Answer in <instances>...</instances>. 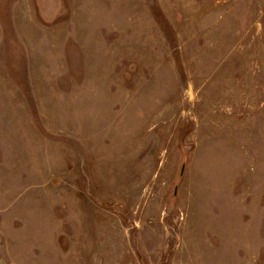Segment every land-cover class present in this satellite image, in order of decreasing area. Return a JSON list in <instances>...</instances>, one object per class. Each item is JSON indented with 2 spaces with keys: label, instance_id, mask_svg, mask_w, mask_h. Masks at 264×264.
<instances>
[{
  "label": "rangeland",
  "instance_id": "1",
  "mask_svg": "<svg viewBox=\"0 0 264 264\" xmlns=\"http://www.w3.org/2000/svg\"><path fill=\"white\" fill-rule=\"evenodd\" d=\"M0 263L264 264V0H0Z\"/></svg>",
  "mask_w": 264,
  "mask_h": 264
},
{
  "label": "crops",
  "instance_id": "2",
  "mask_svg": "<svg viewBox=\"0 0 264 264\" xmlns=\"http://www.w3.org/2000/svg\"><path fill=\"white\" fill-rule=\"evenodd\" d=\"M0 264H2V263H0Z\"/></svg>",
  "mask_w": 264,
  "mask_h": 264
}]
</instances>
